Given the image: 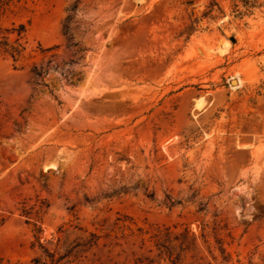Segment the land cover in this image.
Masks as SVG:
<instances>
[{
	"label": "rangeland",
	"instance_id": "1",
	"mask_svg": "<svg viewBox=\"0 0 264 264\" xmlns=\"http://www.w3.org/2000/svg\"><path fill=\"white\" fill-rule=\"evenodd\" d=\"M166 228L180 264H264V0H0V264Z\"/></svg>",
	"mask_w": 264,
	"mask_h": 264
},
{
	"label": "trees",
	"instance_id": "2",
	"mask_svg": "<svg viewBox=\"0 0 264 264\" xmlns=\"http://www.w3.org/2000/svg\"><path fill=\"white\" fill-rule=\"evenodd\" d=\"M77 7L78 2H75L69 7V9L75 11ZM69 19L70 18L67 17L66 21H68ZM23 28V25H20L18 29H11L12 32L16 31L17 34L15 45H8L7 42L1 43L2 45H4V51L7 52L13 58V60L18 59L21 50L23 49L21 47V44L19 43V40L22 37L21 33L23 31ZM66 31L67 25H64V32ZM31 72L36 77H39L42 73L41 70L37 69L36 67H33L31 69ZM169 202L170 204L173 203L172 201ZM154 237L155 241L153 247H145L143 241H141V243L136 247L134 242L131 243V247H129L133 248L131 250V256L134 258V264H160L161 261L169 264H180L182 254L190 249L195 248L194 240L193 238H190L186 229L180 233H173L169 230V228H166L164 231H160L154 234ZM98 238V236L91 234V238L86 241L85 244H89V246L96 245ZM40 247L42 246L40 245ZM220 250L221 252L224 251L223 248H220ZM44 251L50 255L47 250ZM35 262L45 264V261L42 262L38 258L35 259ZM50 263L56 264L54 263L52 257Z\"/></svg>",
	"mask_w": 264,
	"mask_h": 264
},
{
	"label": "bare ground",
	"instance_id": "3",
	"mask_svg": "<svg viewBox=\"0 0 264 264\" xmlns=\"http://www.w3.org/2000/svg\"><path fill=\"white\" fill-rule=\"evenodd\" d=\"M224 49H225V48H224ZM225 50H226V49H225ZM225 50H224V51H225Z\"/></svg>",
	"mask_w": 264,
	"mask_h": 264
}]
</instances>
